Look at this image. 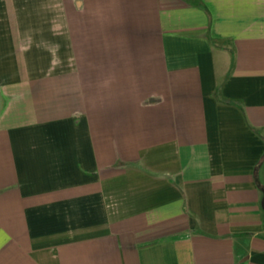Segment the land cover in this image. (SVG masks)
<instances>
[{
    "label": "crops",
    "instance_id": "obj_1",
    "mask_svg": "<svg viewBox=\"0 0 264 264\" xmlns=\"http://www.w3.org/2000/svg\"><path fill=\"white\" fill-rule=\"evenodd\" d=\"M264 0H0V264H264Z\"/></svg>",
    "mask_w": 264,
    "mask_h": 264
},
{
    "label": "water",
    "instance_id": "obj_2",
    "mask_svg": "<svg viewBox=\"0 0 264 264\" xmlns=\"http://www.w3.org/2000/svg\"><path fill=\"white\" fill-rule=\"evenodd\" d=\"M262 206H263V208H264V198H263V200H262Z\"/></svg>",
    "mask_w": 264,
    "mask_h": 264
}]
</instances>
